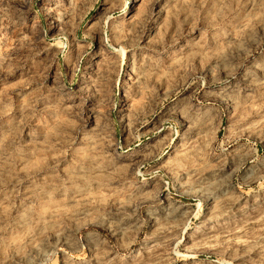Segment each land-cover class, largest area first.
<instances>
[{"label":"rangeland","instance_id":"obj_1","mask_svg":"<svg viewBox=\"0 0 264 264\" xmlns=\"http://www.w3.org/2000/svg\"><path fill=\"white\" fill-rule=\"evenodd\" d=\"M0 264H264V0H0Z\"/></svg>","mask_w":264,"mask_h":264}]
</instances>
